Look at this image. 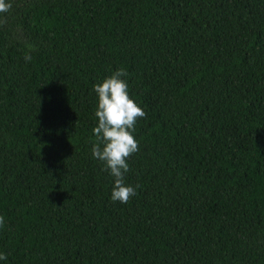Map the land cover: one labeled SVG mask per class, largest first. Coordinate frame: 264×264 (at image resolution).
I'll list each match as a JSON object with an SVG mask.
<instances>
[{"label": "trees", "instance_id": "trees-1", "mask_svg": "<svg viewBox=\"0 0 264 264\" xmlns=\"http://www.w3.org/2000/svg\"><path fill=\"white\" fill-rule=\"evenodd\" d=\"M6 2L0 264H264V0ZM121 68L127 203L92 155Z\"/></svg>", "mask_w": 264, "mask_h": 264}, {"label": "clouds", "instance_id": "clouds-1", "mask_svg": "<svg viewBox=\"0 0 264 264\" xmlns=\"http://www.w3.org/2000/svg\"><path fill=\"white\" fill-rule=\"evenodd\" d=\"M11 7V3L0 0V14L9 12ZM24 59L27 62L32 57L25 54ZM126 75V71L121 68L102 83L94 85L98 95L95 110L98 125L93 129L97 143L92 148V155L115 178L111 199L120 203H127L136 195L135 188L126 185L124 176L129 171L128 159L139 151V142L133 135L135 125L139 119L146 117L143 108L130 96L126 80L121 79ZM3 224L4 218L0 216V226ZM6 259L7 256L0 253V260Z\"/></svg>", "mask_w": 264, "mask_h": 264}]
</instances>
